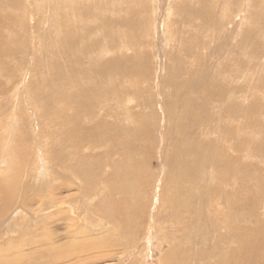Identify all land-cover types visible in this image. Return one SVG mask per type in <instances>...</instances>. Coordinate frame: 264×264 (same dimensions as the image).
I'll list each match as a JSON object with an SVG mask.
<instances>
[{"label": "rangeland", "instance_id": "obj_1", "mask_svg": "<svg viewBox=\"0 0 264 264\" xmlns=\"http://www.w3.org/2000/svg\"><path fill=\"white\" fill-rule=\"evenodd\" d=\"M263 80L264 0H0V264H213L264 235Z\"/></svg>", "mask_w": 264, "mask_h": 264}, {"label": "bare ground", "instance_id": "obj_2", "mask_svg": "<svg viewBox=\"0 0 264 264\" xmlns=\"http://www.w3.org/2000/svg\"><path fill=\"white\" fill-rule=\"evenodd\" d=\"M117 1V0H116ZM96 3H98V2H96ZM115 3V2H114ZM95 4V3H94ZM96 5H98V4H96ZM96 5H94V6H96ZM113 6V5H112ZM115 6V5H114ZM158 6V5H157ZM74 7V6H73ZM75 8V7H74ZM157 8V7H156ZM86 9V8H85ZM76 10V9H75ZM110 11V10H109ZM108 11V12H109ZM94 17V16H93ZM96 17V16H95ZM167 19H168V17H167ZM165 22V28L167 29V36H169V39H166L167 38V36H166V41H168V40H173V38H174V32H173V30H172V28H171V26L168 24V22L169 21H164ZM161 24H163V23H161ZM171 28V29H170ZM165 29V30H166ZM164 30V31H165ZM163 31V32H164ZM172 31V32H171ZM166 32V31H165ZM164 32V33H165ZM169 43V42H168ZM165 44H167V43H165ZM103 52H109L108 50H106V51H103ZM247 54V53H246ZM250 60V59H249ZM238 72V71H237ZM236 73V72H235ZM243 74V73H242ZM230 74H227V76H226V78H229L230 76H229ZM235 75H237V74H235ZM231 76H232V74H231ZM232 78V77H231ZM233 78H235V77H233ZM232 78V79H233ZM237 78V77H236ZM204 80H205V78H204ZM262 81V80H261ZM264 81V80H263ZM258 82V81H257ZM258 84H259V87L261 86V82L259 83L258 82ZM263 85H264V83H263ZM256 86H258V85H256ZM262 88V87H261ZM236 95V94H235ZM224 109H226V108H224ZM223 110V109H222ZM223 113V112H222ZM197 114V113H196ZM186 115V114H185ZM190 115V114H189ZM195 114H193L191 117H193ZM86 116H88V115H86ZM88 119V118H87ZM90 120V119H89ZM238 120V119H237ZM236 121V120H235ZM89 122V121H88ZM260 122V121H259ZM87 123V122H86ZM161 123V122H160ZM238 123V122H237ZM239 124V123H238ZM193 126H194V123L192 124ZM238 126V125H237ZM240 126H242V125H240ZM235 127V126H234ZM93 128V127H92ZM91 128V130H88V132H86V134H88V135H93V129ZM241 131V130H240ZM232 132H234V131H232ZM237 132H239L238 130H237ZM229 133V132H228ZM231 133V132H230ZM140 135V134H139ZM143 135V134H142ZM251 135V134H250ZM114 137V136H113ZM174 139V138H173ZM82 137H79V143H78V141H77V143H78V145L82 142ZM184 141V140H183ZM222 141L224 142V143H228V144H230V146H231V144H233L234 142H229V140L228 139H226V138H222ZM171 142V141H170ZM123 144V145H118L117 144V142H115V138H114V145L116 146V147H120V146H125V149H126V147L127 146H129L131 143H130V141H128V143L127 142H125L123 139H122V141L121 142H119V144ZM175 143V142H174ZM76 144V143H75ZM75 144H74V146H75ZM72 145V144H71ZM77 145V146H78ZM175 145V144H174ZM74 146H73V148H74ZM94 147H97V146H90V147H88V145H87V147L85 146L84 148H83V150L84 151H86V152H82V153H88V152H91V148H92V150H93V148ZM112 147V146H111ZM137 147V146H136ZM168 148V147H167ZM166 148V150H168ZM195 148V147H194ZM238 148H239V146H238ZM241 148V147H240ZM239 148V149H240ZM76 149H79L78 147L76 148ZM80 150H82V149H80ZM189 150V149H188ZM194 150V149H193ZM165 151V150H164ZM190 151V150H189ZM240 151V150H239ZM238 151V152H239ZM95 152V151H94ZM125 152V151H124ZM186 152H188V151H186ZM191 152V151H190ZM194 152V151H193ZM236 152V151H235ZM249 152H251V151H249ZM75 153V152H74ZM81 153V152H80ZM96 153V152H95ZM117 153V152H116ZM196 153V152H195ZM92 154H94L93 153V151H92ZM92 154H90V153H88V155H87V157H88V159H90L89 158V155H92ZM108 154H109V157H112L113 155H115V154H113L112 152H110V151H108ZM191 154V153H190ZM86 155V154H85ZM97 155V154H96ZM102 155V154H101ZM119 155V154H118ZM192 155V154H191ZM70 156L71 155H69V158H70ZM84 156V155H83ZM92 156H94V155H92ZM105 156V155H104ZM199 156H200V158H202V155H200L199 154ZM86 157V156H85ZM95 157V156H94ZM108 157V158H109ZM10 159V158H9ZM81 160L83 159V158H80ZM93 159V158H92ZM121 159V158H120ZM126 159V158H125ZM236 159V158H235ZM239 159V161H240V158H238ZM95 160H97V158L95 159ZM92 161V160H91ZM209 162H211L210 160H208ZM94 162H96V161H94ZM98 162H100L99 160H98ZM98 162H96V163H98ZM116 162V161H115ZM237 162V161H236ZM100 163H98V165H99ZM121 164V163H120ZM240 164V163H239ZM77 165V163H75V164H73L72 166H71V168H72V172L73 173H71L70 175H66V177H64V178H66L65 180H70V178H72L73 177V174H78L77 176H76V178H77V180L79 181V183H77V185L80 187V191H81V189H82V193L81 192H79V195L81 194V195H83V190H85L86 188V186H85V184L83 183L84 182V180H88L89 181V177H95V180H96V178L97 179H99V178H101V177H99V175H97L96 173H95V169H94V167H96V166H94V163L92 162V165H91V163H89V166L90 167H92V169L90 170L91 172L89 173V174H87V173H85L82 169H79V170H82L83 172H77V170L78 169H74V167ZM96 165V164H95ZM118 166V165H117ZM119 166H121V165H119ZM210 166H211V168H210ZM208 168L206 169V171H205V175L207 176V181H208V179L209 180H211L212 182L214 181V180H218V182H220V183H224L225 184V187L228 185L227 184V180L230 178V177H234V172L232 173L233 175H230L229 177H228V175H229V171L227 170V169H223V168H225V167H221L222 169H218L217 170V173L215 172V169H214V167L212 166V165H208L207 166ZM139 168V167H138ZM216 168V167H215ZM47 169V168H46ZM94 169V170H93ZM100 169H102V166L100 167ZM115 169V168H114ZM78 170V171H79ZM84 170H85V168H84ZM117 170V169H116ZM101 171V170H100ZM119 171V170H118ZM118 171L116 172V173H118ZM99 171H97V173H98ZM128 172V171H127ZM61 173V172H60ZM92 173V174H91ZM93 174H95V175H93ZM112 174H114L113 172H112ZM111 174V175H112ZM114 175H116V174H114ZM118 175V174H117ZM126 175V174H125ZM130 175V174H129ZM208 175H209V177H208ZM108 177V176H107ZM107 177H105V179L107 178ZM108 178H110V177H108ZM112 178L113 179H111V181H113L114 180V176H112ZM127 178V177H126ZM105 179H100L99 180V182L101 181L102 182V184H105V182L107 183V180H105ZM131 179H133L132 177H131ZM205 179V177L202 179V180H204ZM233 179V178H232ZM236 180H237V177H235V179H234V182H236ZM13 180H11V182H12ZM20 181V180H19ZM138 181V180H137ZM109 182V181H108ZM130 182V181H129ZM133 182V181H132ZM211 182V183H212ZM1 183V182H0ZM58 183V182H57ZM62 183H65L64 181L62 182ZM114 183V182H113ZM138 183V182H137ZM50 184V183H49ZM55 184V183H54ZM132 184V183H131ZM201 184V183H200ZM12 185H13V183H12ZM113 185V184H112ZM61 186V185H60ZM66 186V185H65ZM73 185H72V182H70L69 184L67 183V187H72ZM104 186V185H103ZM107 186V185H106ZM212 186V185H211ZM2 187V186H1ZM76 187V186H75ZM105 187V186H104ZM8 188H10V187H8ZM7 187L5 188L6 190L5 191H7V189H8ZM106 188V187H105ZM212 188V187H211ZM214 189H212V191H211V193H212V195L213 196H215L214 197V203L212 202V201H210L211 203H209L208 205H212V204H215V211H218V212H220V216H222L223 215V213L225 212V210L228 208L226 205H225V199L224 200H222V201H220L221 200V198L223 197H221V192H223V194L227 197V195H226V193H225V189L223 188V186H220V185H217L216 184V186L215 187H213ZM4 190V188L2 187L1 188V190ZM13 190H14V188H12ZM56 189L57 190H59V189H61L59 186H57L56 187ZM13 190H10V189H8V191H10V193H7V196H10V197H13L12 196V193L13 192H15V191H13ZM16 190V189H15ZM210 190V189H209ZM238 189H236V191H237ZM68 192V191H67ZM55 193H56V191H55ZM202 193V192H201ZM210 193V194H211ZM14 194V193H13ZM57 194V193H56ZM55 194V195H56ZM222 194V195H223ZM54 195V194H53ZM236 195V194H235ZM84 196V195H83ZM5 198H9V197H4V199L3 198H1L0 197V200H5ZM10 199V198H9ZM9 199H7V200H9ZM235 199H237V198H235ZM14 200V199H13ZM86 200H88V199H86ZM102 200V199H101ZM227 200V199H226ZM51 201V200H50ZM81 201V200H80ZM84 201V200H83ZM108 201V200H107ZM220 201V202H219ZM232 201V200H231ZM237 201H239V200H237ZM79 202V201H78ZM86 202V201H85ZM209 202V201H208ZM240 203H241V201H239ZM249 202H251V201H246V200H244L243 201V204L245 203L246 205H247V203H249ZM39 203V202H38ZM80 203V202H79ZM79 203H76V205L77 204H79ZM108 203V202H107ZM107 203H106V207H108L109 208V206L107 205ZM227 203V202H226ZM232 203V202H231ZM11 204V203H10ZM109 205L111 204V203H108ZM233 204V203H232ZM231 204V205H232ZM239 204V203H238ZM76 205H74L73 207H72V211H75V210H77L76 208H78V207H75ZM80 205H81V203H80ZM82 205H84V204H82ZM234 205V204H233ZM1 206H2V204H1ZM18 207V206H17ZM208 207H210V206H208ZM227 207V208H226ZM235 207H237V206H235ZM5 208V207H4ZM19 208V207H18ZM59 208V207H58ZM80 208H82V207H80ZM84 208H85V206H84ZM115 208V207H114ZM214 208V207H213ZM232 208V207H231ZM234 208V207H233ZM6 209V208H5ZM8 209V208H7ZM109 209H111V208H109ZM119 209H121V208H119ZM117 207L115 208V211H118L119 210ZM209 209V208H208ZM236 209V208H235ZM239 209V208H238ZM238 209H237V211H238ZM250 209V208H249ZM88 210V209H87ZM104 210V209H103ZM230 210H232V209H230ZM242 210V209H241ZM112 211V210H111ZM111 211H109V212H111ZM228 211V210H227ZM233 211V210H232ZM236 211V210H235ZM90 212V211H89ZM105 214L108 212H105V211H103ZM208 212V211H207ZM79 213H81L80 212V210H79ZM86 214H87V212H86ZM109 214V213H108ZM107 214V215H108ZM233 214V213H232ZM109 215H111V214H109ZM140 215V214H139ZM208 215V214H207ZM239 214L237 213V216H238ZM90 216V215H89ZM88 216V217H89ZM209 216V215H208ZM241 216V215H240ZM239 216V217H240ZM112 217V216H111ZM233 217V216H232ZM231 217V218H232ZM113 218H114V216H113ZM212 218V217H211ZM231 218H228V220L229 219H231ZM242 218V217H241ZM253 218V217H252ZM94 219V218H93ZM110 219V218H109ZM109 219L107 220L108 222H109ZM227 219V218H226ZM235 219V218H234ZM113 221L115 220V218L114 219H112ZM232 220V219H231ZM134 221H135V219H134ZM212 221V220H211ZM131 222V221H130ZM129 222V223H130ZM254 221H252V222H250V223H253ZM114 223V222H113ZM249 223V224H250ZM96 224H97V222H96ZM254 224V223H253ZM214 225V224H213ZM255 226V225H254ZM9 227V226H8ZM50 227H52V226H50ZM237 227H239V226H237ZM241 227V226H240ZM244 227V226H243ZM256 227V226H255ZM55 228V227H54ZM211 228H213V226L211 227ZM220 228V227H219ZM234 228H236V227H234ZM233 228V229H234ZM261 228V227H260ZM259 228V230H261ZM240 229H242V228H240ZM240 229L239 230H235V232H233V231H231V233L232 234H230L229 232L228 233H225V236H227V237H229V238H226L225 237V243L227 244L229 241H231V238H232V241L233 242H237V246L236 247H231L230 249H227L226 250V252H222V251H218L215 247H213L212 249H210L209 251H207V252H201L200 253V255H198V256H200V258H202V259H204V258H216V260H215V262L213 261V264H251V263H254V262H259V263H262V262H264V257H263V255H264V235H263V232L262 231H258L256 234L254 233V232H248V231H250V230H247V232L245 231V229L243 228L242 230H241V232L242 233H244V235H245V233L246 234H253V235H251V236H243V234L241 233V232H238V231H240ZM251 229V228H250ZM244 230V231H243ZM256 230V229H255ZM258 230V229H257ZM160 231V230H159ZM251 231H253V230H251ZM56 233V232H55ZM224 233V232H223ZM259 233H261V236H259V237H262V238H259L258 236H257V234H259ZM244 237L245 238V240H244V238L242 239L243 241V243H241V242H239L241 239V237ZM258 238H257V237ZM254 237H256V239H253V240H251L252 238H254ZM161 238V237H160ZM250 240V241H249ZM217 245V244H216ZM259 246H261L260 248L262 249V251L263 252H261V254H260V252H259V250H258V248H259ZM178 248H175L174 250H173V252L174 253H176V255L173 257L175 260H174V262H175V264H188L187 263V261L185 260L186 259V257L187 256H185V253H183L182 254V252H181V250H179L180 248V246H177ZM191 248V247H190ZM192 249V248H191ZM203 249V248H202ZM261 251V250H260ZM172 252V251H171ZM204 254H205V256H204ZM214 254H217V256L218 257H215L214 256ZM168 255H169V253H168ZM190 255V254H189ZM192 256V255H191ZM62 257V256H61ZM169 256H167V258H168ZM189 257V256H188ZM196 257V256H195ZM171 258V257H170ZM60 259V258H59ZM192 259H193V257H192ZM191 259V264H202V263H194V259L192 260ZM188 260V259H187ZM172 261V260H171ZM201 262V261H200ZM237 262V263H236ZM256 262V263H257ZM172 263V262H171ZM210 263H212V262H210ZM173 264V263H172ZM206 264V263H205ZM208 264V263H207Z\"/></svg>", "mask_w": 264, "mask_h": 264}]
</instances>
